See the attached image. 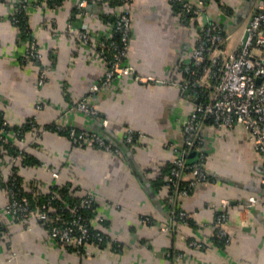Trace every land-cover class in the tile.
Returning a JSON list of instances; mask_svg holds the SVG:
<instances>
[{
  "label": "crops",
  "instance_id": "0c3cea01",
  "mask_svg": "<svg viewBox=\"0 0 264 264\" xmlns=\"http://www.w3.org/2000/svg\"><path fill=\"white\" fill-rule=\"evenodd\" d=\"M30 1L26 15L41 52L37 63L25 57L27 39L10 19L18 0H0V114L12 125L34 117L40 127L58 124L66 132L47 127L36 143L14 137L25 154L13 168L28 195L60 186H66L73 198L93 193L92 224L105 233L106 242H91L90 253H80L51 237L33 215L23 223L1 212L0 264H264V157L243 125L229 129L204 125L209 179L189 195L174 197L173 188L165 183L171 160L184 142L183 123L195 103L178 82L183 64L191 60L204 16L184 20L167 0H133L126 61L134 73L92 91L107 67L96 38L103 30L112 31L124 4L87 0L85 11L78 13L80 0H61L57 5ZM258 1L207 0L208 17L229 31V52L238 48ZM83 23L92 35L87 43L78 37ZM41 68L46 79L38 84ZM136 74L168 81H141ZM84 97L98 114L77 107ZM71 127L97 131L119 149L75 144L68 136ZM129 128L136 135L127 143ZM0 168L2 207L7 200L5 178L12 166L0 158ZM251 197L255 201L248 205ZM223 201L231 240L220 245L213 239L211 221ZM172 206L188 211L197 227L178 221L174 230H163L172 218ZM187 238L205 245L191 247ZM171 248L183 255L168 257Z\"/></svg>",
  "mask_w": 264,
  "mask_h": 264
},
{
  "label": "built area",
  "instance_id": "2783aa9c",
  "mask_svg": "<svg viewBox=\"0 0 264 264\" xmlns=\"http://www.w3.org/2000/svg\"><path fill=\"white\" fill-rule=\"evenodd\" d=\"M120 1L125 7L115 17L112 31L103 30L96 38L97 51L105 59L107 67L101 82L95 83L92 91L108 85L120 75L134 73L132 65L126 61L131 41L130 4L133 0ZM167 1L179 6V15L184 20L203 16L207 18V21L203 19L200 24V32L191 60L183 64L181 69L183 78L178 82L185 93L193 95L195 103L183 123V145L177 149L169 169L168 178L173 185L174 197H177L189 195L197 184L209 179L204 167L202 137L203 127L207 123H212L219 129H229L236 124L243 125L250 132L255 147L264 157V0H259L255 5L238 48L231 52L226 47L229 31L220 22L208 17L206 0H198L196 3L191 0ZM30 2V0H18L12 8L10 19L12 23L19 24L25 30L27 39L25 57L37 63L41 52L34 34L28 26L27 19L21 21V17L16 15L22 9L26 13V7ZM51 4L57 5L58 2ZM86 5L87 0H80L76 11L83 13ZM78 37L85 43L91 41L92 35L85 23L79 29ZM135 77L149 82L168 81L154 75L136 74ZM45 79L46 72L41 68L38 84H42ZM169 81L177 84L175 80ZM77 107L89 115L98 114L97 108L88 97L79 100ZM55 127L57 130L62 129L58 124ZM45 130L46 127L37 125L34 117L17 125H12L3 118L0 124V158L2 163H9L12 168L5 178L7 200L0 207V213L5 212L23 223L28 221L29 215H33L38 223L48 230L51 237L62 244L72 246L77 252L89 254L91 242L101 243L105 240V233L101 229H93V217L88 214L96 204L95 195L86 193L69 201L63 199V194L56 189L45 193L38 200L39 194L29 196L23 192L13 168L14 163L23 159L25 154L24 148L14 143V137L22 141L27 138L29 143H36ZM135 135L136 132L129 128L124 140L130 143ZM68 136L75 144H95L107 150L119 149L111 139L97 131L71 127ZM191 151H196L198 154L194 161H188ZM53 176L58 177V173L53 172ZM0 178H2L1 168ZM254 201L255 199L251 197L248 205ZM226 204L227 201H223L211 223L215 233L228 243L231 236L225 227L228 221ZM190 217L188 211L181 208L178 216L172 215L169 223L162 229L174 230L178 221L189 224ZM146 220L151 221L150 217H146ZM182 238L186 239V235H182ZM187 241L189 246L195 248H202L205 245L203 241L195 238H187ZM182 255L179 250L167 251L168 257L179 258Z\"/></svg>",
  "mask_w": 264,
  "mask_h": 264
},
{
  "label": "trees",
  "instance_id": "16d2710c",
  "mask_svg": "<svg viewBox=\"0 0 264 264\" xmlns=\"http://www.w3.org/2000/svg\"><path fill=\"white\" fill-rule=\"evenodd\" d=\"M61 0H48V2L51 4V3H53V2H58V4H59V2H60ZM117 3H120L121 1L120 0H115ZM207 1V0H206ZM36 2V1H35ZM16 3H18V2H16ZM173 6H174V8L176 9V11L177 12H179V6L177 5V4H172ZM16 15H18L19 17H21V21H23V20H25V19H27V15H26V13H25V10L24 9H22L21 10V12L20 13H17ZM13 24H15L17 27H18V29H19V32H20V34L25 38L26 37V33H25V30H23L20 26H19V24H16V23H13ZM3 116L0 114V124H1V122H2V120H3ZM50 125L51 124H47V125H45V127L47 128V127H50ZM50 130H53V131H57V132H60V133H63L65 130L62 128V129H60V130H57L56 129V127L55 126H53V128H50ZM66 132V131H65ZM64 132V133H65ZM196 152V151H195ZM197 153V152H196ZM197 156H198V154L196 155V157L195 158H190V154L188 155V161H194V160H196V158H197ZM171 164V163H170ZM169 169H170V166H169ZM169 172V171H168ZM18 181H19V178H18ZM165 183H168L170 186H171V188H173V185H172V183L170 182V180L169 179H167L166 181H165ZM66 186H60L59 188H57L58 190H59V192H61L62 194H63V199H67V200H69V201H71L72 199H76V198H78V197H72L71 195H69V192H68V189L67 188H65ZM55 190V189H54ZM53 189H51L50 191H48V192H46V194L47 193H50V192H53L54 191ZM172 190V189H171ZM39 193V195H38V200H40L42 197H43V195L44 194H40V192H38ZM29 196H31V195H29ZM173 207V206H172ZM171 207V208H172ZM176 208V209H175ZM173 209H174V212H172L173 211ZM181 209V207H179V206H175V207H173L172 209H171V214L173 215V216H178V212H179V210ZM88 214H89V216L90 217H92V214H93V211L92 210H89L88 211ZM188 221H189V225H191V226H193V227H197V224L195 223V221L193 220V218L192 217H190L189 219H188ZM92 227H93V229L94 228H97V227H95V226H93L92 225ZM214 236H213V239L215 240V242H217V243H219L220 245H225L226 243L224 242V240L221 238V237H219L215 232H214V234H213ZM106 242V235H105V240L103 241V242H101V244H104ZM115 244H118V243H115ZM73 248V247H72ZM172 249V248H171ZM173 250V249H172Z\"/></svg>",
  "mask_w": 264,
  "mask_h": 264
},
{
  "label": "water",
  "instance_id": "95a60500",
  "mask_svg": "<svg viewBox=\"0 0 264 264\" xmlns=\"http://www.w3.org/2000/svg\"><path fill=\"white\" fill-rule=\"evenodd\" d=\"M204 21H207V18L206 17H204ZM178 220V219H177Z\"/></svg>",
  "mask_w": 264,
  "mask_h": 264
}]
</instances>
